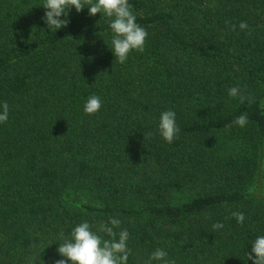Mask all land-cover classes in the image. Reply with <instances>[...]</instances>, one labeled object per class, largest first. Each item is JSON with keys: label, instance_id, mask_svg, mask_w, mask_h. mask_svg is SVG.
<instances>
[{"label": "trees", "instance_id": "trees-1", "mask_svg": "<svg viewBox=\"0 0 264 264\" xmlns=\"http://www.w3.org/2000/svg\"><path fill=\"white\" fill-rule=\"evenodd\" d=\"M44 2L0 0V264L67 259L57 249L72 229L109 217L130 234L127 264L157 248L176 264H253L264 236V0H129L148 36L123 64L104 16L73 6L51 30ZM173 53L197 68L178 70ZM233 86L249 99L230 98ZM91 95L102 107L87 115ZM169 109L180 128L171 144L157 131ZM242 114L248 123L232 124Z\"/></svg>", "mask_w": 264, "mask_h": 264}, {"label": "clouds", "instance_id": "clouds-1", "mask_svg": "<svg viewBox=\"0 0 264 264\" xmlns=\"http://www.w3.org/2000/svg\"><path fill=\"white\" fill-rule=\"evenodd\" d=\"M45 8L44 19L47 27L51 30H57L66 27L69 20V10L74 6L77 12L84 7H88L89 15L94 16L100 13L107 19L111 32V51L114 53L115 60L123 64L128 59L132 51H144V46L148 33L146 29L136 22V15L133 13L132 5L129 0H45L42 4ZM65 19H61V16ZM232 30L236 25H231ZM241 30L247 29V22H240ZM230 98H239L243 103L249 99L241 94L239 86H233L228 89ZM249 102H251L249 100ZM0 112V123H6L8 120L9 106L7 102L2 104ZM102 107V101L99 96L91 95L84 104V113L87 115L96 114ZM175 112L171 109L163 111L160 115L157 131L163 140L171 144L180 132L176 124ZM248 123L246 115L238 116L232 124L244 127ZM151 135V134H149ZM237 220V223L243 224L245 215L242 212L231 213ZM121 220L109 217L108 221H101L94 226L87 221L81 222L72 229L71 238L66 239L59 244L57 249L62 257L54 264H127L132 250L127 246L129 232L127 229H120ZM95 227V231H93ZM224 227L223 223L215 222L212 224L214 231ZM107 236L108 238H104ZM118 237V239H117ZM168 253L163 248H157L153 251L145 264H152L153 261L162 262V264H176L174 259H167ZM248 259L253 260V264H264V236H258L252 241L251 252L247 254Z\"/></svg>", "mask_w": 264, "mask_h": 264}, {"label": "rangeland", "instance_id": "rangeland-1", "mask_svg": "<svg viewBox=\"0 0 264 264\" xmlns=\"http://www.w3.org/2000/svg\"><path fill=\"white\" fill-rule=\"evenodd\" d=\"M172 63L174 64V67H177L178 70H195L198 66L199 60L196 56L190 55V54H178L173 53L172 54Z\"/></svg>", "mask_w": 264, "mask_h": 264}]
</instances>
